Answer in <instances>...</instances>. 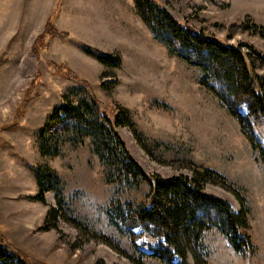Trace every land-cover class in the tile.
Returning <instances> with one entry per match:
<instances>
[{"label":"rangeland","instance_id":"374dc122","mask_svg":"<svg viewBox=\"0 0 264 264\" xmlns=\"http://www.w3.org/2000/svg\"><path fill=\"white\" fill-rule=\"evenodd\" d=\"M159 1L176 19L220 37L228 24L247 16L264 23V0ZM55 2L0 0V244L31 264H94L99 259L104 264H135L96 241L93 231L86 233L61 215L56 227L41 228L49 208L58 207L53 190L47 191L44 203L20 196L39 191L35 170L49 166L63 179L62 193L74 217L131 250L128 237L112 224L107 204L115 197L144 201L147 187L118 188L109 183L90 135L80 141L62 134L56 147L40 148L39 129L53 106L64 94L76 99L77 87L85 84L89 96L97 97L109 112L116 105L130 111L139 139L127 125L118 131L145 171L164 177L190 174L195 162L218 170L240 188L258 252L243 256L213 230L206 236L209 264H264V164L236 117L200 84L198 67L170 53L155 38L137 14L134 0H60L55 24L69 36L49 37L38 54L35 40ZM237 40L264 51L259 34L242 31L229 39ZM81 42L119 55L120 65L100 62L80 48ZM63 62L84 80L57 69ZM239 111L263 142L264 116L249 113L245 104ZM206 191L228 200L235 210L242 209L227 187L208 183ZM132 232L137 247L145 251L163 240L141 225Z\"/></svg>","mask_w":264,"mask_h":264},{"label":"trees","instance_id":"16d2710c","mask_svg":"<svg viewBox=\"0 0 264 264\" xmlns=\"http://www.w3.org/2000/svg\"><path fill=\"white\" fill-rule=\"evenodd\" d=\"M134 7L155 38L164 43L170 53L198 67L200 84L215 93L236 117L241 131L258 150L264 164V141L256 138L247 117L239 111V106L245 104L249 113L264 116V51L248 41H229L242 31L264 37V23H255L247 16L242 21L228 24L224 37H220L176 19L159 0H134ZM59 10L60 0H56L44 30L36 37V53H40V48L47 47L49 37L69 36V32H62L55 24ZM80 48L107 65L118 66L121 63L119 55L87 43L81 42ZM57 64L62 73L84 80L67 62ZM38 75L39 72L31 84L35 83ZM85 86L77 87L76 99L64 94L61 101L53 106L39 129L40 148L44 151L51 146L56 147V142L63 138L62 134L68 133L71 138L80 141L84 135H90L107 169L109 183L118 188L147 187L144 201L115 197L107 204L112 224L128 237L131 250L122 247L117 238L97 231L84 224V220L74 217V210L62 193L61 176L49 166L39 165L35 170L39 191L20 196L44 203L47 191L55 192L58 207L49 208L41 228L48 230L56 227L57 218L61 215L72 224L81 226L84 232L93 231L96 241L108 244L135 264H209L211 248L206 236L213 230L220 232L241 255L257 254L249 209L245 206L246 199L240 188L218 170L195 162H191L190 174L164 177L159 173H148L133 158L118 131L120 126L127 125L139 139L130 111L116 105L109 112L97 97L89 96ZM208 183L230 189L239 199L242 209L235 210L228 200L208 193ZM138 225L151 235L162 237L157 248L145 251L137 247L132 228ZM0 264L31 263L19 252L0 244ZM94 264H104V261L99 259Z\"/></svg>","mask_w":264,"mask_h":264}]
</instances>
